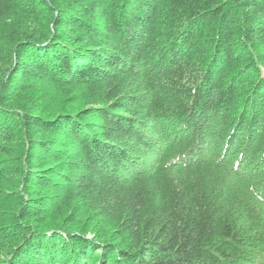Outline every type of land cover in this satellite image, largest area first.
<instances>
[{
    "label": "trees",
    "instance_id": "obj_1",
    "mask_svg": "<svg viewBox=\"0 0 264 264\" xmlns=\"http://www.w3.org/2000/svg\"><path fill=\"white\" fill-rule=\"evenodd\" d=\"M0 264H264V0H0Z\"/></svg>",
    "mask_w": 264,
    "mask_h": 264
}]
</instances>
